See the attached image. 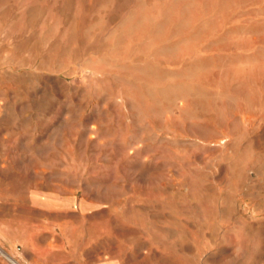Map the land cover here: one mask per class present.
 <instances>
[{"label":"rangeland","instance_id":"374dc122","mask_svg":"<svg viewBox=\"0 0 264 264\" xmlns=\"http://www.w3.org/2000/svg\"><path fill=\"white\" fill-rule=\"evenodd\" d=\"M0 264H264V0H0Z\"/></svg>","mask_w":264,"mask_h":264}]
</instances>
